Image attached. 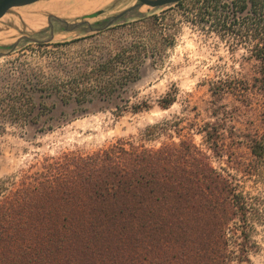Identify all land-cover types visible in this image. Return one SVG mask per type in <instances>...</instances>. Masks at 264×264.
Masks as SVG:
<instances>
[{"label": "trees", "instance_id": "16d2710c", "mask_svg": "<svg viewBox=\"0 0 264 264\" xmlns=\"http://www.w3.org/2000/svg\"><path fill=\"white\" fill-rule=\"evenodd\" d=\"M191 1L200 3L194 13L201 21L224 33L247 22L255 61L250 77L212 83L213 120L197 127L206 148L166 121L142 134L169 139L158 147L118 139L88 154L46 156L1 177L0 264H251L257 226H264V187L245 189L248 180L264 186V0ZM159 10L107 29L106 38L90 36L77 58L53 51L43 66L15 61L0 78V111L14 125L47 132L68 121L64 112L54 116L58 103L85 112L149 109L146 101L130 104L129 93L142 68L157 65L174 43L167 10ZM228 95L247 105L258 96L260 127L240 134L227 128L235 114L223 102ZM175 99L168 92L159 105ZM213 157L227 165L217 168Z\"/></svg>", "mask_w": 264, "mask_h": 264}, {"label": "rangeland", "instance_id": "374dc122", "mask_svg": "<svg viewBox=\"0 0 264 264\" xmlns=\"http://www.w3.org/2000/svg\"><path fill=\"white\" fill-rule=\"evenodd\" d=\"M136 3V0H40L11 8L0 19V78L15 61L45 65L49 52L60 51L77 58L91 46L90 36L106 38L110 36L107 29L157 10L144 5L108 25L112 16ZM198 5L200 3L195 5L193 1L186 0L181 6L161 8L167 10L164 17L166 32L173 33L174 43L159 53L161 61L157 65L147 63L142 68L140 79L129 93L130 104L146 101L151 106L149 109L136 112L128 108L119 112L114 108H95L85 112L75 111L76 106L58 103L54 116H62L64 112L62 118L66 115L68 121L47 132L14 125L12 116L6 110L0 111V121L3 122L0 127V178L29 169L46 156L71 151L88 154L118 139L145 141L147 146L158 147L169 139L159 136L154 140H144L142 134L147 127L166 121L180 128L184 126V133L194 134L196 143L206 148L197 127L213 120L210 111L212 83L227 76L250 77L254 74L255 61L251 58L247 22L232 26L233 33H224L215 24L201 21L194 13ZM50 6L58 7L59 11L52 10ZM85 6H91V9L81 10ZM98 11L101 13L90 17ZM50 14L57 16L51 19V26L48 24ZM28 19L31 21L27 22ZM76 23L80 25L73 28ZM66 27L70 29L66 30ZM56 42L68 44L61 48L52 47ZM39 43L51 44L41 47ZM11 44L12 48L9 47ZM168 92L175 94L176 99L170 107L162 108L159 100ZM254 97L249 105L229 95L223 100L235 113L227 122V128L231 126L230 130L235 134L247 132L253 126L260 127L258 96ZM226 136L229 143L231 133H226ZM174 140H179L177 134ZM238 150L244 159L250 157L245 146ZM224 160L212 158L217 168L227 165ZM263 187L262 184L256 186L251 180L245 183V189L251 192ZM255 239L258 250L251 253V264H264V226H257Z\"/></svg>", "mask_w": 264, "mask_h": 264}, {"label": "water", "instance_id": "95a60500", "mask_svg": "<svg viewBox=\"0 0 264 264\" xmlns=\"http://www.w3.org/2000/svg\"><path fill=\"white\" fill-rule=\"evenodd\" d=\"M40 0H0V19L13 7H19V6H25L29 4H33L35 2H38ZM137 3L132 5L131 7L123 10L119 14H116L112 16L109 19L108 25L115 23L117 20H119L121 17L126 15L127 13L131 12L132 10L147 5L155 9H160L166 6L175 5L183 0H136ZM97 15L101 12H96ZM50 22V21H49ZM51 23V22H50ZM79 23L74 24L73 28L79 26ZM67 30H69V27H66ZM10 48L13 47V44L9 45Z\"/></svg>", "mask_w": 264, "mask_h": 264}, {"label": "crops", "instance_id": "0c3cea01", "mask_svg": "<svg viewBox=\"0 0 264 264\" xmlns=\"http://www.w3.org/2000/svg\"><path fill=\"white\" fill-rule=\"evenodd\" d=\"M50 7H51V6H50ZM51 9L54 10V11L57 9L56 11H59V10H58V9H59L58 7H57V8H55V7H51ZM53 17H57V16H56L55 14H50V15L48 16V24H49V26L52 25V20H51V19H52ZM28 21H31V19H28L27 22H28ZM49 21H50L51 23H50ZM35 23H37V21H36ZM66 30H67V29H66Z\"/></svg>", "mask_w": 264, "mask_h": 264}, {"label": "bare ground", "instance_id": "6f19581e", "mask_svg": "<svg viewBox=\"0 0 264 264\" xmlns=\"http://www.w3.org/2000/svg\"><path fill=\"white\" fill-rule=\"evenodd\" d=\"M89 9H91V6H85L83 9H81V10H83V11H87V10H89Z\"/></svg>", "mask_w": 264, "mask_h": 264}]
</instances>
